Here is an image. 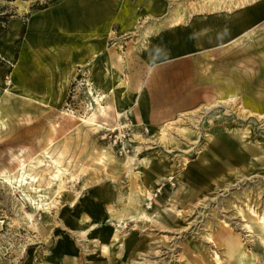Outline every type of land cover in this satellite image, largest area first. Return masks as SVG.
<instances>
[{"label": "rangeland", "instance_id": "374dc122", "mask_svg": "<svg viewBox=\"0 0 264 264\" xmlns=\"http://www.w3.org/2000/svg\"><path fill=\"white\" fill-rule=\"evenodd\" d=\"M20 3L0 33V264H241L230 239L264 264V0H170L169 47L147 16L100 47L72 0Z\"/></svg>", "mask_w": 264, "mask_h": 264}, {"label": "crops", "instance_id": "0c3cea01", "mask_svg": "<svg viewBox=\"0 0 264 264\" xmlns=\"http://www.w3.org/2000/svg\"><path fill=\"white\" fill-rule=\"evenodd\" d=\"M72 2L75 8L68 11L66 16L67 19L71 17L74 22L80 25L75 32L78 34L86 33L96 40L97 45H100V47H103L104 42L108 40L110 31H115V29L119 32L137 30L141 28V20L146 16L147 19H149L146 20V23H148L146 26H151L150 30H158L167 33L161 36L160 39H155L153 44L161 40L162 44L166 43L167 47L170 46V29L163 27L170 25V18L167 17V22H162V24L159 25L161 26L160 28L157 26L159 19L165 15H169L170 0H72ZM47 9L48 8L41 11ZM54 12L55 17L53 19L47 18L45 20L48 25L46 31L53 29L59 22L66 21V19L61 17L62 15L64 16V12ZM36 19L44 20V15H38L36 18H33L32 21ZM43 25L44 22L36 28H32L31 31L35 32L38 29L40 30L43 28ZM142 30L140 29V31ZM63 249V246H61L60 250L63 251Z\"/></svg>", "mask_w": 264, "mask_h": 264}, {"label": "bare ground", "instance_id": "6f19581e", "mask_svg": "<svg viewBox=\"0 0 264 264\" xmlns=\"http://www.w3.org/2000/svg\"><path fill=\"white\" fill-rule=\"evenodd\" d=\"M23 1V2H22ZM22 1H18L17 0V2L18 3H20V7L21 8H24V9H26V7H27V3H28V0H22ZM27 1V2H26ZM51 13V12H50ZM52 14V13H51ZM41 15V14H40ZM54 17V16H53ZM42 22H44V20L43 19H40V20H35L34 22H31V27H30V30H32V28H36L37 26H39V25H41L42 24ZM53 24V23H52ZM51 24V25H52ZM198 26H200V25H196V26H194V28H197ZM150 32L147 30V31H145L144 32V34H145V36L147 37L148 36V34H149ZM247 34H251V35H255V32H254V30L253 29H251L250 31H248V32H245L242 36H241V38L242 37H244V36H246ZM117 56V58H119V60H121L122 59V56H120V55H116ZM113 62V61H112ZM114 63H115V60H114ZM118 63V62H117ZM3 89H5V91H7V89L6 88H3ZM103 98V97H102ZM101 101H99L98 99H96V107H95V111L92 113L93 115H94V117H99L98 115H102V116H106V114L108 113L107 112V109H106V106H103V105H101V103H100ZM108 108V107H107ZM206 110H209L210 108H205ZM91 118V117H90ZM103 118V117H102ZM105 119H106V117H104ZM104 118H103V120H104ZM99 119V118H98ZM1 120V119H0ZM94 121V120H93ZM90 122V121H89ZM165 134V133H164ZM166 135V134H165ZM163 136V135H162ZM162 136H161V138H162ZM163 138H165V136L163 137ZM49 140V139H48ZM50 143V142H49ZM13 156V155H12ZM13 157H15L14 159H16V160H18V167H25L26 165H27V162H26V159H25V157L23 156V154H21L20 155V157L19 156H13ZM130 158L129 157H127V161L129 160ZM20 167V168H21ZM29 173V172H28ZM20 175V174H19ZM57 179V178H56ZM139 191L142 193V194H144V192H145V190L143 189V188H140L139 189ZM132 188L129 190V193H128V196H130V199L132 198ZM133 196H134V194H133ZM131 203V202H130ZM42 208V207H41ZM126 215H128L127 213L126 214H122V216H121V218H117L116 217V219H117V221H118V223H117V225L118 226H121L120 225V223H121V220L126 216ZM133 218V217H132ZM260 219H261V222L264 224V215L263 216H260ZM92 226V225H91ZM248 226V228H249V230H252L251 229V227L249 226V225H247ZM89 229V228H88ZM85 232V231H84ZM84 232H82L83 234H85ZM250 232V231H249ZM251 232H253V231H251ZM120 234V233H119ZM116 240H118V237H119V235H118V233L115 231V234H114V236H113ZM262 241L264 242V238H262ZM227 249H228V254H229V256H230V258L231 259H234L235 261H237V262H239V263H241V264H247V263H245V261H244V259H243V257L246 255L245 254V252H243L242 251V245H240L239 244V242H236V240H233V239H230V240H227ZM105 247V246H104ZM106 248V247H105ZM216 258H217V256H216ZM246 259H248V258H246ZM249 264V263H248Z\"/></svg>", "mask_w": 264, "mask_h": 264}, {"label": "trees", "instance_id": "16d2710c", "mask_svg": "<svg viewBox=\"0 0 264 264\" xmlns=\"http://www.w3.org/2000/svg\"><path fill=\"white\" fill-rule=\"evenodd\" d=\"M6 1V4L0 3V33L2 31H4L5 29V24L9 21L11 13L9 12H5L7 10V4L10 1H14V0H3ZM17 1V0H16ZM18 1H22V0H18ZM59 0H49V3H55ZM43 8H48V4H45L43 7H40V9L43 10Z\"/></svg>", "mask_w": 264, "mask_h": 264}]
</instances>
